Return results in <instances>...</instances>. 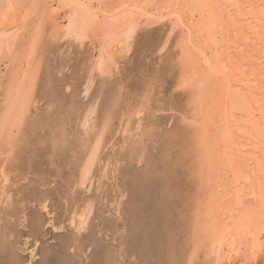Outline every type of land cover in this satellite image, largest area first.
<instances>
[{"label": "bare ground", "instance_id": "bare-ground-1", "mask_svg": "<svg viewBox=\"0 0 264 264\" xmlns=\"http://www.w3.org/2000/svg\"><path fill=\"white\" fill-rule=\"evenodd\" d=\"M159 28L165 37L150 44ZM141 37L160 69L147 76L146 93L125 102L121 69ZM163 71L171 99L155 109ZM158 145L162 162L178 160L189 188L180 202L182 264L263 262L264 0H0V258L11 251L16 264H52V249L36 253L40 238L30 245L32 231L23 244L14 240L16 221L25 226L34 211L21 184L32 159L42 161L39 170L52 166L51 187L65 184L58 215L48 183H39L32 224L71 234L62 264H95L97 200L120 225L135 208L126 178L161 171ZM105 239L102 264H114Z\"/></svg>", "mask_w": 264, "mask_h": 264}, {"label": "rangeland", "instance_id": "rangeland-1", "mask_svg": "<svg viewBox=\"0 0 264 264\" xmlns=\"http://www.w3.org/2000/svg\"><path fill=\"white\" fill-rule=\"evenodd\" d=\"M161 34L165 37L164 31L161 28H159V29H156V31L153 35L151 34L150 36H148V38L151 39L150 44H153L156 41L160 40L157 38H159ZM142 38L143 37H141V39ZM143 40H144V42H143ZM143 40L136 42L135 51H134L133 55L131 56V58L129 57L126 65H124L121 69L123 79H125L124 80L125 81V84H124L125 91H123L121 99L125 100V102L132 101L135 96L138 97L139 95H141L142 91H144V90H145L144 92L146 93L148 91L146 89L150 88L148 86L149 84L147 81L148 80L147 76L152 74L153 71H158V69H160V67L157 68V66L155 64V62L159 59L158 58L159 56H157V57L154 56L152 51L149 48H147V44H145V43H148L147 38L146 39L143 38ZM132 60H133V62H131ZM80 73H83V72L78 70V73H77L78 76H81ZM164 73H165L164 71L161 72L160 78H163V79H160L159 81H161V83L164 84V86H166L165 89H161L160 87H155V90L152 91L151 97L154 101L153 107L155 109H157L156 107L159 105H165L166 103H168V100L171 99V98H169V90L173 86L172 81H171L172 77H169L168 75H166V73L165 74ZM175 99L178 101L177 102V106H178L177 108H179L180 106L182 107L183 100L181 98H176V97H175ZM160 102H162V103L160 104ZM168 116H166V117H168ZM148 122H149V120H148ZM158 122L163 123V126H162L163 130L167 131L169 129L170 126L167 124V122H168L167 119L162 118ZM160 152H161L160 145H158L153 151V155H154L153 158L154 157L156 158V159H154L155 161L153 163L156 164V167H158V166L161 167L160 170L162 171V173L160 171L157 174H155L153 177H151L149 175L151 177V178L149 177V179L148 178L146 179L145 177H140L138 175L139 173H137L138 176L135 179L136 182H132L133 181L132 179H131V182H129V178H126L128 180L126 183L129 187V191H130V195H129L127 202L131 201V203L135 204L134 205L135 208L133 210H131V212H134L133 216L131 214H129L131 212H129V210L127 211V209L124 211L125 214L123 213L124 214L123 216L124 217L126 216V219L128 220V223L130 225L126 222L127 220H125V218L123 217V220L120 221L121 222L120 225L117 226L116 222L114 221L113 216L109 215L108 208L105 209L103 203H100V200L98 203V200H97V205H99V207L97 206V208L95 209L96 219H93L95 226H91V227L93 229H95L96 232H99L98 233L99 234L98 245H101V246L98 247V249L92 248V251H90V253H89V255L91 254L92 257H94V260H95L94 263L95 264H102V254L101 253H102L103 248H104L103 242H104V240H106L105 238L110 240V242L113 243V246L116 249L115 250L116 254L114 253V257L112 258V259H115L114 264H182L183 263L182 261H184V258H185L184 253H186V252H184V248L186 245L185 240L187 238V235H186L187 233H186V223L184 222L185 208L182 206V203H180V202L184 201L187 198V195H188L187 189H189V188L187 187L186 184H184L185 182L183 181L186 178V174L182 170L183 168L179 165V163L178 164L173 163V162L177 163L178 160L177 159L175 160V158H174L173 161L170 163H169L168 159L165 162L164 161L162 162L163 156H165V153L161 152L162 154H160ZM176 155L179 157L178 154H176ZM176 155H175V157H176ZM38 161H39L38 159L37 160L32 159L30 169H29V173L27 172L29 180L24 181V182L22 181V183H21L22 186H24L23 187L24 190H26V192H27L26 197L29 200V201H27L28 204H26V205L29 208V210L32 208L34 211H32V210L27 211V213L29 215V221L26 223L25 226H23V227L20 226V223L18 222L19 220L16 221V225H15L16 227L14 228L16 230L15 231L16 236H15L14 240L15 241L18 240V242H19L18 244H23L27 238L26 235L28 234V231H30V232L32 231L33 236H32V239L30 240L31 241L30 245H34L35 240H39L38 238H40V240H39L40 247L36 250V253L41 254L43 251L44 252L46 251L45 249H47V251L45 253H50L51 249H52V252H51L52 255H51V258H49V260H51L52 264H62V262H61L62 258H61V260H58L57 258H58V255L60 253H62V251H63V253L65 252L64 246L66 244V241L70 240L71 234H69V232L67 231L68 232L67 235L66 234L58 235L57 233L53 232L50 228L47 229V228L41 227V226L37 230V227H34V225L32 224L31 211H32V213H34V212H36L35 210H37L36 207H37L38 202H39L37 197L39 198V194H42V192L44 190L43 185H39V183H41V181H42L45 184L48 183L47 189L49 190V192L52 191V193H53V195L50 199L52 202L51 205H53L52 208H54V209H55V207L57 208V214L58 215H60V213H62V212H65V210H64L65 208L60 206V204H62L60 196L64 195L63 186L65 184L63 182L61 183L60 182L61 180L58 179L59 181L58 180L55 181V186L51 187V183L53 181V178L51 179L50 177L51 176L55 177V175H53V173L51 171L53 169H51V170L49 169V168H52V166L51 165L50 166L43 165V168H41L39 170V168H40L39 164H41L42 161L41 160H40V162H38ZM172 163L174 165H176V167ZM143 165H144V163L141 164V167ZM35 167L38 170V172H36V173L34 171ZM141 171H145V170L141 169ZM141 171H139V172L142 173ZM24 178H25V175L23 178H20V179H24ZM27 182H29L31 184V187H30V184ZM171 182H172V185H171ZM26 185H27V187H26ZM38 186L41 190L38 188ZM33 188H34V190L32 192ZM163 188L165 190H163ZM139 191H140V193H139ZM165 191L169 192V193H166ZM170 193L172 194V196ZM80 194L83 195V193L78 191L79 196H80ZM166 194H167V196H166ZM79 196H76L77 201L80 198ZM98 198H99V196H98ZM34 199H37V200H34ZM162 200L166 201V202H163ZM69 202L74 206V204H75L74 202H72L71 200ZM158 204L161 207L157 206ZM60 208H61V210H60ZM126 208H129V207H126ZM126 211L129 213H127ZM128 214L131 215L130 218H129ZM43 217H45V216H43ZM171 217H172V220H171ZM45 220H47L46 217L44 218V221ZM174 221H176V222H174ZM96 222L98 224H96ZM123 225L126 227H124ZM174 227H175V229H174ZM117 228H118V230L116 231ZM41 229H42V231H41ZM122 229L124 230V233H123ZM104 231H106V232H104ZM109 232H110V234H109ZM125 232H126V234H125ZM38 233H40V234H38ZM37 234L40 236H37ZM119 234H121V235L119 236ZM127 234H128V236H127ZM44 236H48V237L44 238ZM57 239H58V241H57ZM23 240H24V242H23ZM15 241H14V244L16 243ZM63 241H65V242H63ZM121 242H123V243H121ZM18 244H17L18 249L21 248V254H22L23 253L22 247L24 245L20 246ZM48 245H49V247H48ZM120 247H121V249H120ZM23 250H24V248H23ZM123 250H125V251H123ZM135 250H136V253H135ZM53 253H55V254H53ZM5 254H3V256L0 258V264H13V263L16 264L14 258H12L13 254H15V253H13L11 251L9 253V251H8L7 254L6 255ZM141 255H143V256H141ZM22 257H23L24 261L22 259H20V261L25 262V263L29 259L28 254L27 255L22 254ZM40 262H41V260L35 261L34 264H37V263L41 264ZM178 262H180V263H178ZM74 263L76 264V261H74ZM261 263L264 264V261Z\"/></svg>", "mask_w": 264, "mask_h": 264}]
</instances>
